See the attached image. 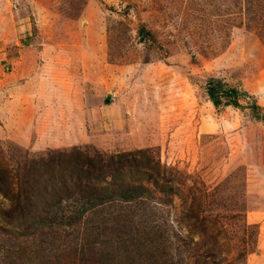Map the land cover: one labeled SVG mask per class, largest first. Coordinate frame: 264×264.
Masks as SVG:
<instances>
[{
  "label": "rangeland",
  "instance_id": "374dc122",
  "mask_svg": "<svg viewBox=\"0 0 264 264\" xmlns=\"http://www.w3.org/2000/svg\"><path fill=\"white\" fill-rule=\"evenodd\" d=\"M72 147L144 150L146 198L19 235V166ZM1 171L0 264H151L159 234L174 263L264 264V0H0Z\"/></svg>",
  "mask_w": 264,
  "mask_h": 264
},
{
  "label": "trees",
  "instance_id": "16d2710c",
  "mask_svg": "<svg viewBox=\"0 0 264 264\" xmlns=\"http://www.w3.org/2000/svg\"><path fill=\"white\" fill-rule=\"evenodd\" d=\"M206 92L214 105L219 104L222 97H227L228 104L239 106L238 96L240 93L237 88H224V83L219 78L209 80ZM254 105L257 106V104ZM82 153L81 150L72 147L69 151H58L55 154L58 159H61L62 156L68 157V161L63 159L57 160L56 163L53 159V162L47 161V164L38 167L34 164H30L28 168H26V164L19 166V171L24 169L18 176L20 179L17 178L19 187L16 190L12 188L4 191L11 194L10 199L15 205V216L18 221H13L16 225V230L13 231L23 236L28 235L31 230H35L36 226L49 224V210L53 208L52 205H57V203H65L66 208L72 209L69 221L65 220L67 224H71L79 217L75 211L83 213L87 208L99 206L106 201L115 199L134 201L136 198H146L147 189L137 182L139 179L137 180L134 176V172H137L139 166L141 167L144 162L150 164V157L145 154L144 150H131L100 157L90 155L86 156L85 160ZM133 153L138 154L140 160L133 159L131 157ZM2 173H0V190L1 183L2 186L7 187L12 185L8 173L5 171ZM165 189L170 191V184L165 185ZM77 194L83 197H77ZM75 200L83 201L81 206L76 209L75 206L78 202L75 203ZM62 208L64 209L63 206ZM54 209L52 211H55ZM60 210L64 212V210ZM154 228L158 229V224ZM157 237H163V239H159V241L154 239L158 258L155 255L154 262L151 264H181L182 260L179 263H174L166 257L175 243L160 234ZM3 243L5 241H2L1 244ZM13 249V246L6 249V257H8V252H13Z\"/></svg>",
  "mask_w": 264,
  "mask_h": 264
}]
</instances>
